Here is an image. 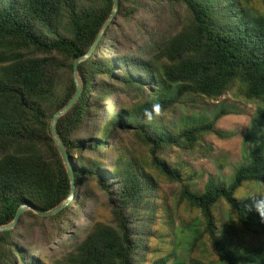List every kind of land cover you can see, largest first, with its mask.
Instances as JSON below:
<instances>
[{
	"label": "trees",
	"instance_id": "16d2710c",
	"mask_svg": "<svg viewBox=\"0 0 264 264\" xmlns=\"http://www.w3.org/2000/svg\"><path fill=\"white\" fill-rule=\"evenodd\" d=\"M251 1L117 0L118 9L93 52L77 66L81 95L56 123L72 166L73 199L51 216L25 211L13 228L0 231V264H46L31 259L33 249L23 242L27 218L50 223L60 238L71 216L82 213V238L49 264H142L158 193L146 169L181 183L179 199L200 219L186 243L193 246L204 235L217 258L183 255L170 264H264V241L249 247L223 239L213 216L224 202L237 224L264 237V221L253 204L233 197L244 181L264 184V12ZM112 3L0 0V226L13 220L20 205L46 212L69 195V177L49 121L73 95V60L95 42ZM141 14L145 20L135 21ZM147 20L150 28L142 33L148 39L160 32L161 23L167 31L145 41L141 54L125 53L132 39H141ZM130 24L140 36L125 33ZM232 90L257 105L254 117L261 125L249 136L252 145L243 150V163L225 179L208 178L194 192L164 156L170 147L192 152L203 135H219L213 127L226 111L220 109L207 122H182L171 131L155 120L188 98L215 100ZM109 102L113 111H105ZM154 103L160 115L146 123L143 111ZM122 135L146 152V161L131 149L115 147ZM98 203L110 216L106 222L84 211ZM150 264L168 263L157 258Z\"/></svg>",
	"mask_w": 264,
	"mask_h": 264
},
{
	"label": "rangeland",
	"instance_id": "374dc122",
	"mask_svg": "<svg viewBox=\"0 0 264 264\" xmlns=\"http://www.w3.org/2000/svg\"><path fill=\"white\" fill-rule=\"evenodd\" d=\"M249 4L255 10L264 12V3L261 0H252ZM145 18L146 15L141 14L135 21H142ZM150 25L151 23L147 20L140 33L148 30ZM165 25L161 23L160 32L154 33L153 31V35L149 37L154 38L158 37L159 33L164 34L167 31L163 28ZM133 30V24H130L125 33L140 36V33L132 32ZM150 38L148 39L145 33H142L140 40L132 39L134 43L126 45L123 51L132 55H139L144 51L141 45ZM110 54L115 57V53L111 52ZM256 108V104L244 101L235 90H232L215 100L203 97L188 98L182 105L163 116L161 120H155L156 125L166 126L171 131L182 122L191 125V123H197L200 118L203 122H207L220 109L226 111V114L220 117L213 127L219 135H203L199 145L192 152L184 151L179 147H170L164 156L167 164L179 172L183 185L187 184L192 191L200 192L208 178L221 176L225 179L232 174L237 165L243 163V150L249 149L252 145L249 136L261 125L254 117ZM109 110L113 111L111 102L105 108V111ZM114 145L115 147L131 149L139 160L146 161V152L137 147L128 136L122 135L121 141L115 140ZM146 171L153 177L158 193L156 199L153 200V219L149 225L150 236L146 239V251L142 264H150L157 258H165L170 264L174 258L183 255L190 258L217 261L206 236H199L198 242L193 243V246L186 243L189 229L200 219L196 209L179 199L181 183L167 182L163 177L155 175L150 169H146ZM99 195L100 193L97 192V196ZM255 199L258 197L241 200L253 204ZM99 204L96 206L90 204L84 211L93 216L95 220L106 222L110 216ZM213 216L220 237L223 239L231 238L236 245L249 247H254L258 242L264 241L263 235L246 230L237 224L235 215L224 202L220 201L215 206ZM224 220L236 222H223ZM68 222L65 228L66 234L58 238L55 236L50 223L42 224L27 218L24 221L27 231L24 234L23 242L27 248L33 249L31 259L34 258L49 264L68 252L82 238L86 221L82 213L77 217L71 216Z\"/></svg>",
	"mask_w": 264,
	"mask_h": 264
},
{
	"label": "water",
	"instance_id": "95a60500",
	"mask_svg": "<svg viewBox=\"0 0 264 264\" xmlns=\"http://www.w3.org/2000/svg\"><path fill=\"white\" fill-rule=\"evenodd\" d=\"M117 9H118L117 0H113L110 16L104 22V24L101 28V31L99 32L95 42L92 44V46L90 47V49L88 50V52L85 55H82V56L73 60L72 77H73V82H74V87H75L74 93L69 98V100L58 111H56L53 114V116L51 117V119L49 121V130H50L51 137H52L53 142H54V144L58 150L59 156L62 160V163H63V165L66 169V172L68 174V177H69V181H70L69 195L67 196V198H65L63 201H61L58 205H56L55 207H53L52 209H50L46 212L37 211L34 208L27 206V205H20L15 212L13 220L8 225L0 226V231H4V230H8V229L13 228L16 225L17 220L20 217V215L25 211L30 210L31 212H33L34 214H36L38 216L47 217V216L54 215L58 211L64 209L70 203V201L73 199V195L75 192V185H74V175L72 172V166H71L70 159L68 157L66 148H65L64 144L62 143L60 137L57 134L56 123H57V120L59 118H61L63 115H65L73 107V105L77 102V100L79 99L81 92H82V88H83V82L79 76L77 66L80 62H82L86 58H88V56H90V54L93 52V50H94V48L98 42V39L100 38V36L103 33V30L108 25V23L111 21V19L115 15Z\"/></svg>",
	"mask_w": 264,
	"mask_h": 264
},
{
	"label": "clouds",
	"instance_id": "9594fccd",
	"mask_svg": "<svg viewBox=\"0 0 264 264\" xmlns=\"http://www.w3.org/2000/svg\"><path fill=\"white\" fill-rule=\"evenodd\" d=\"M160 115V105L158 103L152 104L151 109H145L143 111L144 121L150 123L154 116ZM233 197L236 199L254 198L253 207L259 214L262 221H264V184H255L251 181H244L235 190ZM233 220H224L223 222H228ZM236 222V221H233Z\"/></svg>",
	"mask_w": 264,
	"mask_h": 264
}]
</instances>
